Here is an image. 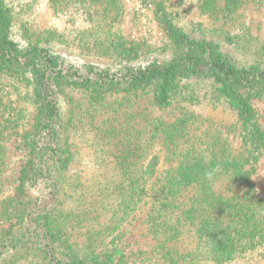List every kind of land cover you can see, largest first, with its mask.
Instances as JSON below:
<instances>
[{
	"label": "rangeland",
	"instance_id": "obj_1",
	"mask_svg": "<svg viewBox=\"0 0 264 264\" xmlns=\"http://www.w3.org/2000/svg\"><path fill=\"white\" fill-rule=\"evenodd\" d=\"M91 1V14L86 15L72 6L75 0H67L69 10L59 9L52 0H38L24 19L40 31L62 32L49 47L83 75L76 82L58 78L55 87L63 123L62 159L67 162L55 181L62 189L59 203L69 243L88 247L102 258L112 255L116 264H264V243L229 261L202 256L194 231L180 234L174 222L179 210L172 207L177 197L168 195L171 189L202 187L184 178L193 160L191 165L209 172V188L215 189L213 170L207 169L211 158L234 170L250 157L255 169L250 195L264 199V141L251 146L243 121L209 80L184 79L168 105L158 104L155 85L88 80L91 70L123 67L113 53L109 57L97 48H84L92 40L85 42L89 31L98 25L109 24L127 42L149 48L143 61L165 63L175 57L155 9L144 0ZM164 2L180 28L196 29L197 36L213 40L242 67L264 68V0ZM116 13L120 16L112 21ZM19 25L13 29L16 40ZM84 32L89 33L81 37ZM30 92L23 77L0 73V264H49L39 252L3 248L29 209L40 213L52 200L49 181L27 175L41 128L40 110ZM241 93L264 133V84ZM226 178L229 181L223 179L218 187L231 197L237 190L230 176Z\"/></svg>",
	"mask_w": 264,
	"mask_h": 264
},
{
	"label": "trees",
	"instance_id": "obj_2",
	"mask_svg": "<svg viewBox=\"0 0 264 264\" xmlns=\"http://www.w3.org/2000/svg\"><path fill=\"white\" fill-rule=\"evenodd\" d=\"M37 1L18 0L14 4L12 0H0V73L11 71L23 77L32 90V99L39 107L40 141L32 147L34 158L29 164L30 171L27 175L36 181H49L52 200L40 213L33 214L34 211L29 209L28 214H24L19 222L16 235L3 248L6 251L19 249L21 252H39L49 264H116L112 255L102 258L88 247L70 244L69 238L63 233L67 221L59 203L62 189L57 186L55 176L66 168L67 162L62 159L63 123L56 104L55 87L58 78L76 82L83 75L75 70L76 66L72 62L49 47L58 36L61 39L62 32L58 33L54 29L40 31L24 21ZM52 1L59 9L69 10L67 0ZM75 1L72 6L76 11L91 14V0ZM116 2L113 3L116 5ZM144 2L155 9L157 20L175 50V57L165 63L143 61L149 48L127 42L121 34L113 33L109 24L101 27L98 25L90 33H82L81 37L89 33L85 42L92 39L87 45L84 43V48H97L109 57L113 53L120 59L123 67L115 71L108 68L91 70L87 79L103 85H155L159 105L170 103L178 84L184 79L209 80L217 85L220 96L243 121L245 137L251 146L255 148L264 141V133L254 120L253 107L241 93L244 88L251 89L264 84V68L259 65L242 67L229 54L222 52L213 40L197 36L199 31L196 29L186 31L180 28L164 0ZM113 16L112 21L120 15L116 13ZM18 22L20 40H16L13 31ZM56 41L64 43L66 40ZM81 67L85 66L81 64ZM193 163L195 160L185 167L184 178L195 181L198 185L202 184V187L171 189L168 192L171 199L177 197L172 207L175 211L179 210L174 222L180 228V234L193 230L199 240L198 250L202 252L201 255H209L218 262L235 259L239 254L264 243V199L250 195L254 185L250 176L255 171L250 157L234 170L233 167L227 168V162L211 158L207 169L213 170L210 180L215 181V189L209 188V172L200 171L197 164L191 165ZM219 165L224 169L220 170ZM226 175L230 176L237 190L231 197L225 195L223 187H218L223 179L228 180ZM188 181L185 183H189ZM244 185L248 191L241 193ZM187 203L188 206H185ZM2 253L5 255L6 252Z\"/></svg>",
	"mask_w": 264,
	"mask_h": 264
}]
</instances>
